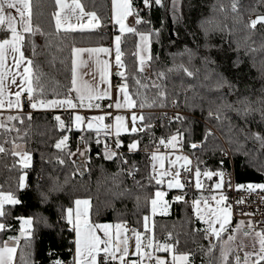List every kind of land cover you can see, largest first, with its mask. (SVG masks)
Returning <instances> with one entry per match:
<instances>
[{
	"label": "trees",
	"instance_id": "16d2710c",
	"mask_svg": "<svg viewBox=\"0 0 264 264\" xmlns=\"http://www.w3.org/2000/svg\"><path fill=\"white\" fill-rule=\"evenodd\" d=\"M81 3L86 11L99 17L97 29L57 31L55 0H32L35 34H26L24 50L34 60L46 95L63 98L69 94L75 48L109 45L115 35L121 37V60L126 65L130 88L135 91L133 77L143 80L147 75L137 73L138 34L147 33L151 41V68L153 72L166 73L164 90L168 99L164 106L158 101L153 106L157 90L148 89L145 107L137 109L146 117L144 130L111 140H106L101 132L60 130L54 116L59 115L68 124L71 118L67 112L25 109L31 112L32 120L19 126L21 135H27L17 142L31 153V167L22 168L18 158L8 152L0 154V192H10L22 201L6 218L10 230L0 233V246L9 237L19 238L15 264H52L56 259L62 264H73L75 234L68 230L61 216L64 209L74 207L75 199L90 200V219L94 223H126L127 227L143 232L142 217L150 215L149 197L157 189H165L151 180L155 174L149 161L151 153L161 146V139L168 141L178 132L183 134L181 149L190 157L194 169L233 170L241 185L264 184V143L253 135H264V25L255 30L248 27L251 19L264 15V0H175V7L173 0H161L162 6L153 4L147 9L142 0H133L143 22L134 23L136 31L132 33H120L112 25L111 0ZM234 3L237 11H233ZM171 26L173 37L169 33ZM181 68H187L193 76H187ZM174 99L178 104L172 103ZM245 108L253 111L247 116L238 114L237 110L242 112ZM210 113L218 114L220 119H214ZM177 116L181 119H173ZM156 121L159 124L155 126ZM65 135V151L76 152L78 147H84L80 144V138H84L90 148L87 161L77 155L72 157L77 163L72 164L65 151L54 147ZM97 136L100 144L96 143ZM6 138L7 134L0 136ZM117 139L123 147L116 148ZM133 140L140 141V149L129 152L127 145ZM105 141L129 163L123 165L119 158L105 159ZM192 143L199 147L192 149ZM58 158H63L65 164H59ZM132 168L136 169L134 177L128 172ZM24 173L27 188L21 189L20 177ZM177 192L189 194L191 200L175 201ZM167 198L170 213L156 214L150 220V224L154 221V242L178 241L176 250L193 253L195 264H220V244L212 241L217 247L209 252L210 242L203 231L206 225L195 218L191 202L197 198V192L192 181L183 190L168 191ZM22 218L33 219L30 242L20 235ZM144 239L146 242L148 236Z\"/></svg>",
	"mask_w": 264,
	"mask_h": 264
},
{
	"label": "snow or ice",
	"instance_id": "6c2138e0",
	"mask_svg": "<svg viewBox=\"0 0 264 264\" xmlns=\"http://www.w3.org/2000/svg\"><path fill=\"white\" fill-rule=\"evenodd\" d=\"M144 8H150L155 5H161V0H142ZM58 6V11L54 13L55 27L57 31L61 29L64 32L83 31L86 27H99V17L95 12H86L81 0H55ZM115 8V22L119 25L121 33L135 32L134 27L126 26L125 20L127 17L135 14V24L142 23L139 13L133 7V0H112ZM173 7H175V0H173ZM233 11H237V4L232 5ZM32 0H0V136L7 134L8 138L0 139V154L8 152L10 155L18 158V163L22 168L27 169L31 166L32 155L30 152L23 150L24 146L17 141L24 140L27 133L21 135L20 125H24L25 121L32 120V114L25 111V108L31 110H51V109H65L71 110L72 116L70 123L59 116H54L58 122L60 130L71 131L73 126L76 130H87L99 132L101 128L105 130V135H111L113 132L116 137L121 133L134 135L146 127L144 121L146 119L142 111L137 112V109H143L147 102L146 92L148 89H156V95L153 99V106L158 101L161 106L165 105L167 101V92L164 90L166 85L164 81L167 80V75L164 71L153 72L150 61L152 59L150 54L141 55L137 64V73H147L144 79L138 76L133 77L135 91H132L128 83V76L126 75V65L121 60V37H115V61L114 66L116 71H112L113 64L109 60H101L99 53H104L106 56L110 55L112 49L110 48H75L73 54L76 60L73 61L72 79L69 94L63 98H49L41 84L40 73L36 72L34 67V60L25 54L26 34L34 35L32 25ZM87 17V24L83 21ZM73 18L75 22H73ZM95 22V23H94ZM258 25H264V15H259L255 19H251L248 23L250 29L255 30ZM36 32L39 30L36 29ZM141 40H149L148 36L141 34ZM85 53L89 57H95L96 70L91 72L93 82H87L80 79L83 74L79 69L89 67L85 60L80 59ZM33 56L36 55L33 50ZM181 70L189 77L193 73L187 68ZM171 71V70H169ZM99 73V79L96 81V73ZM115 75L120 78L118 83L113 84L112 76ZM144 81H147L145 83ZM141 89L144 91L142 92ZM75 93L73 97L71 94ZM115 97V98H114ZM108 100L110 103H103ZM178 104V100L172 101ZM109 109L127 110L128 115L116 114L113 116L112 111H106L102 115H94L89 117L79 114L81 109ZM7 111L9 114L4 116L3 113ZM238 114L245 115L253 111L251 108H245L242 112L237 110ZM214 119H220V116L215 113H210ZM261 116L264 118V109L261 110ZM109 123H104L105 120ZM173 119L180 120L177 116ZM140 125L139 127L137 125ZM95 126V128H94ZM15 133V136L12 135ZM211 134L210 132L208 133ZM182 133L172 135L167 142L161 139L159 143L165 145L166 143L175 149L181 144ZM254 138L264 143V135L261 133H254ZM68 136L61 138L54 147L60 151H65ZM96 143L100 144L101 140L97 136ZM80 144L84 147H78L76 152L70 149L65 151L72 164L77 161L72 157H83L85 161L89 159L88 152L90 148L85 144L83 137L80 138ZM6 145H11L7 148ZM116 148L123 147L122 142L117 139L115 143ZM192 149H196L198 145L192 143ZM140 149V141L133 140L127 145L129 152H136ZM104 156L105 159L113 160L120 159V163L127 165L129 161L122 157L116 151L112 150L111 145L104 142ZM151 160L159 161V171L156 172L157 165L153 164L152 169L155 174L151 175V180L156 185L165 186L167 189H180L185 187L181 182V172L177 168V161H183L179 165L186 171H193L190 167L191 160L186 156H177L176 161L171 163V168H165L163 163L164 157L153 154ZM58 163L65 164L63 158H58ZM223 165L224 161H220ZM82 167V165H80ZM79 170V168H78ZM136 169L132 168L129 176L135 174ZM195 187L197 189L203 188L201 183V176L211 180L213 176H218L220 182L215 184L216 189H220L224 183L223 171H203L197 167L194 171ZM25 176L20 177L21 189L27 187L25 184ZM257 188L264 190V184L247 185L249 191H255ZM167 195L166 191L157 189L149 197L148 203L150 205V215L142 217L143 232L136 229H128L126 223L99 224L94 223L90 219L91 202L89 199H75L74 207H67L63 210L61 219L66 222L68 230L75 234L74 240V260L73 264H144L147 260L148 264H195L193 253L178 252L176 244L167 242H154V221L150 224V220L158 212L164 214L168 211L170 203L164 199ZM184 195H176L175 201H183ZM211 204L207 199H193L191 206L194 210L195 218L202 221L206 228L203 229L205 237L209 240V252L214 251L217 247L212 241L220 244V264H264V230L256 231L252 221H239L237 225L232 224V206L226 204L227 197L221 195L219 199L216 196L211 197ZM237 203H243L238 201ZM22 201L12 193L0 192V233L10 230L11 224L7 223L6 218L11 215V209L17 205H21ZM203 204V209L201 205ZM159 205V207H158ZM243 215L251 216L252 213H243ZM243 231L245 236L251 235L255 232L258 247L253 246L252 251H243L240 254L241 248L226 250L224 244L227 241L235 240L233 233ZM102 233L103 235H99ZM130 233V234H129ZM226 234V240H225ZM20 235L29 242L33 235V219L22 218V227ZM148 236L145 242L144 237ZM169 234V239H171ZM10 241L11 243H9ZM8 241L0 246V264H14L15 253L19 238L9 237ZM134 242V243H133ZM151 249V251H149ZM235 252V255H233ZM153 253H165V256H154ZM136 257V259H132ZM52 264H62V261L56 259Z\"/></svg>",
	"mask_w": 264,
	"mask_h": 264
},
{
	"label": "built area",
	"instance_id": "2783aa9c",
	"mask_svg": "<svg viewBox=\"0 0 264 264\" xmlns=\"http://www.w3.org/2000/svg\"><path fill=\"white\" fill-rule=\"evenodd\" d=\"M118 27L115 26V29ZM115 66H113V72H115ZM120 80L119 77L114 76L113 83H118ZM103 103L107 104V101H103ZM29 109V108H25ZM97 110V109H95ZM97 111L104 113L106 111H112L109 109H98ZM159 121L154 122V125H158ZM106 140H111L112 137L110 135L106 136ZM199 146V144H197ZM152 163V160L149 159ZM128 170V169H127ZM128 172H130L128 170ZM181 182L188 184L192 180V172H184L181 171L180 176ZM184 195L183 201H190L191 196L187 193H175L176 195ZM222 195L227 197V204L232 206L233 214L237 218H246L249 221L253 222L254 227L257 230H264V190L257 188L255 191H249L247 186H242L236 182L235 174L233 170H225L224 171V183L222 188ZM238 201H243V203H237ZM243 213H252L253 215H243ZM144 264H148V261L145 260Z\"/></svg>",
	"mask_w": 264,
	"mask_h": 264
},
{
	"label": "crops",
	"instance_id": "0c3cea01",
	"mask_svg": "<svg viewBox=\"0 0 264 264\" xmlns=\"http://www.w3.org/2000/svg\"><path fill=\"white\" fill-rule=\"evenodd\" d=\"M112 1V0H111ZM69 2H71V0H69ZM59 9H58V6H57V11H58ZM111 10H112V8H111ZM56 11V12H57ZM86 11V10H85ZM86 12H89V11H86ZM114 12V13H113ZM112 13H113V15H112V25L113 26H117L118 27V31H119V25L118 24H116V22H115V10L113 11ZM55 20V19H54ZM134 15H132V16H129V17H127V19L125 20V24H126V26H129V27H133V25H134ZM73 22H75V20H74V18H73ZM83 23L84 24H87V17L84 19V21H83ZM95 23V22H94ZM99 26H100V20H99ZM98 28V27H97ZM97 28H89V27H86L83 31H91V30H94V29H97ZM62 30V29H61ZM77 31H80V30H77ZM125 32H127V31H125ZM141 34L142 35H145V36H148L149 37V40H147V41H142L141 40ZM116 36H120V35H115L114 36V38L112 39V41H111V43L109 44V45H100V46H91V47H80V48H82V49H88V48H110V49H112V52H111V54L110 55H108V56H106L104 53H99L98 55H99V57H100V59L101 60H105V59H107V60H109V62L110 63H112L113 64V66H114V61H115V37ZM150 54L151 55V41H150V35L149 34H147V33H140V34H138V39H137V55H138V58L141 56V55H145V54ZM80 59H82V60H85L87 63H88V65H89V67L87 68V69H85V68H81V69H79V72L80 73H89V74H83V75H81L80 76V79H83L84 81H87V82H93V79H92V76L90 75V73L91 72H94L95 70H96V67H95V57H89V55L87 54V53H85ZM74 60H76V57L74 56V54H73V61ZM112 71H113V67H112ZM114 76L115 75H113L112 76V81H113V78H114ZM98 79H99V73L97 72L96 73V81H98ZM114 84V83H113ZM73 97L75 96V93H72L71 94ZM115 98V97H114ZM105 101H107L108 103H110V101H108V100H105ZM35 111V110H34ZM46 111H57V112H67V113H69V116H70V118H71V116H72V111L71 110H65V109H56V110H40V112H46ZM5 112H7V111H5ZM137 112H140V111H137ZM113 116L114 115H116V114H119V115H125V116H127L128 115V112H127V110H120L119 112H117L116 110H114L113 109ZM79 114L80 115H83V116H86V117H91V116H94V115H102V114H104V113H101V112H99V111H97V110H95V109H93V110H88V109H81V110H79ZM104 123H109V120H105V122ZM138 127L140 126L139 124L137 125ZM73 128H74V126H73ZM94 128H95V126H94ZM75 129V128H74ZM76 130V129H75ZM92 131H95V130H92ZM99 132H101V133H103V134H105V130L103 129V128H101L100 129V131ZM124 134H127V133H121V135L120 136H122V135H124ZM112 138H115L116 136H115V134H114V132L110 135ZM180 147H181V145H179ZM23 150H24V148H23ZM113 151H114V149H112ZM153 164H156L157 165V167H158V165H159V163H158V161H153L152 160V165ZM31 165H32V161H31ZM31 167V166H30ZM29 167V168H30ZM28 169V168H27ZM23 176H25V184L27 185V174L26 173H24L23 174ZM165 187V186H164ZM27 187H25V188H23V189H26ZM164 190V189H163ZM167 193H168V191H167ZM165 198L168 200V198H167V195L165 196ZM128 229H131L130 227H128ZM99 235H103L102 233H98ZM130 234V233H129ZM75 240V239H74ZM9 243H11L10 241H8ZM134 243V242H133ZM19 245V244H18ZM18 245H17V247H18ZM74 248H75V245H74ZM15 255H16V253H15ZM153 255L154 256H156L154 253H153ZM132 259H136V257H132ZM14 264H15V259H14Z\"/></svg>",
	"mask_w": 264,
	"mask_h": 264
},
{
	"label": "rangeland",
	"instance_id": "374dc122",
	"mask_svg": "<svg viewBox=\"0 0 264 264\" xmlns=\"http://www.w3.org/2000/svg\"><path fill=\"white\" fill-rule=\"evenodd\" d=\"M111 8H112V12L115 10V8L113 7L112 1H111ZM114 13V12H113ZM112 13V15H113ZM120 32V31H119ZM121 33V32H120ZM124 33V32H123ZM51 110H56V109H51ZM167 142V141H166ZM199 147V146H198ZM153 154H156L158 156H163L164 157V165L165 168H171V163L173 161H176V157L177 156H186L190 159L189 156H187L181 149V147L178 145L175 149L171 148V146L169 144H165V145H161L157 150H154L151 153V156ZM81 158V157H80ZM191 160V159H190ZM159 163V161H158ZM177 168L181 171L184 172H188L186 171L184 168H180L179 165L183 163V161H177ZM187 167H190L193 171L192 172V186L193 189L197 192V198L196 199H207L211 204H215L214 201H211V197L212 196H216L217 199L220 198V196L222 195V188L223 185L220 189H216L215 188V184L220 182V178L218 176H213L211 180L207 179L204 176H201V183L203 184V188L201 189H197L195 187V176H194V171L195 169L192 166V162L190 165H188ZM156 172L159 171V165L157 167V169L155 170ZM202 172V171H201ZM170 190H177V189H167L166 185H165V189L163 191H170ZM180 190V189H178ZM166 199V198H164ZM167 200V199H166ZM169 201V200H168ZM170 203V202H169ZM226 203V202H225ZM227 204V203H226ZM159 207V205H158ZM201 208L203 209V204L201 205ZM233 211V210H232ZM170 213V207L168 208V211L164 214L161 213H157L159 215H168ZM22 220V219H21ZM235 221V224H234ZM239 221H245L248 222L249 220H247L246 218H238L237 221L234 219V215L232 212V224L235 226L239 223ZM21 227H22V221H21ZM128 228V227H127ZM256 229V228H255ZM256 231H259L256 229ZM233 235H235V240L233 241H227L224 244V247L226 250H232V249H237V248H241L242 251L240 253H242L243 255V251H252L253 250V246L255 245L256 247H258V243H257V238L255 236V232H252L251 235L246 236V243L245 245H240L239 244V233H233ZM225 240H226V235H225ZM75 249V248H74ZM165 256V255H159L156 254V256Z\"/></svg>",
	"mask_w": 264,
	"mask_h": 264
},
{
	"label": "flooded vegetation",
	"instance_id": "af4514ba",
	"mask_svg": "<svg viewBox=\"0 0 264 264\" xmlns=\"http://www.w3.org/2000/svg\"><path fill=\"white\" fill-rule=\"evenodd\" d=\"M239 244L240 245H245L247 239H246V236L244 235L243 231L239 232Z\"/></svg>",
	"mask_w": 264,
	"mask_h": 264
},
{
	"label": "water",
	"instance_id": "95a60500",
	"mask_svg": "<svg viewBox=\"0 0 264 264\" xmlns=\"http://www.w3.org/2000/svg\"><path fill=\"white\" fill-rule=\"evenodd\" d=\"M169 33H170L171 37H173V27L172 26L170 27Z\"/></svg>",
	"mask_w": 264,
	"mask_h": 264
}]
</instances>
